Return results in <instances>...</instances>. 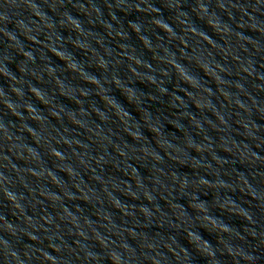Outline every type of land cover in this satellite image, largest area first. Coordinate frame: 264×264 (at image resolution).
I'll use <instances>...</instances> for the list:
<instances>
[{"label":"clouds","instance_id":"clouds-1","mask_svg":"<svg viewBox=\"0 0 264 264\" xmlns=\"http://www.w3.org/2000/svg\"><path fill=\"white\" fill-rule=\"evenodd\" d=\"M105 67V66H104ZM113 259V258H112ZM113 264H118V261H114V259H113Z\"/></svg>","mask_w":264,"mask_h":264}]
</instances>
